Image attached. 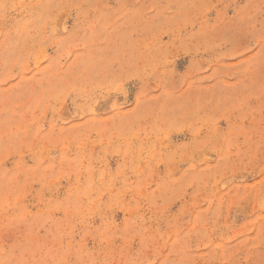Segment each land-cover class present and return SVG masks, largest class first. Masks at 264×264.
<instances>
[{
  "label": "rangeland",
  "instance_id": "rangeland-1",
  "mask_svg": "<svg viewBox=\"0 0 264 264\" xmlns=\"http://www.w3.org/2000/svg\"><path fill=\"white\" fill-rule=\"evenodd\" d=\"M0 264H264V0H0Z\"/></svg>",
  "mask_w": 264,
  "mask_h": 264
}]
</instances>
